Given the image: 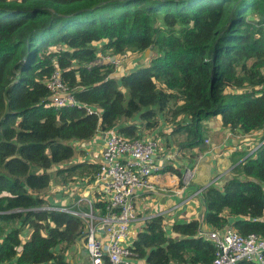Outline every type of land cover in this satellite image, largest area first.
Segmentation results:
<instances>
[{
  "label": "trees",
  "instance_id": "16d2710c",
  "mask_svg": "<svg viewBox=\"0 0 264 264\" xmlns=\"http://www.w3.org/2000/svg\"><path fill=\"white\" fill-rule=\"evenodd\" d=\"M99 41L100 49L90 46ZM52 46L59 49L45 52ZM152 46L156 56L120 77L95 64L98 53ZM55 67L100 115L49 104L45 81ZM170 103L189 120L177 128L182 146L201 144L213 116L242 134L263 125L264 0H0V263L74 264L65 254L84 239L85 218L47 209L45 197L54 181H91L98 172L96 162L74 161L73 142L115 127L138 138L139 126L126 121L137 117L150 129ZM236 151L231 177L202 191L203 223L264 236V144L248 156ZM104 205L93 203L101 214ZM203 223L146 219L130 264H209L215 246L199 233Z\"/></svg>",
  "mask_w": 264,
  "mask_h": 264
},
{
  "label": "built area",
  "instance_id": "2783aa9c",
  "mask_svg": "<svg viewBox=\"0 0 264 264\" xmlns=\"http://www.w3.org/2000/svg\"><path fill=\"white\" fill-rule=\"evenodd\" d=\"M131 55L125 51L117 54L98 53L96 65H107L112 71L130 62ZM111 72L109 77H111ZM45 85L49 91V104L54 107H84L88 114L100 115L98 107L79 102L62 76V70L55 67ZM254 135H261L253 145L252 154L264 144V123ZM128 138L116 130H108L101 152L99 169L93 182L97 193L103 198L104 213L88 202V211L80 207L49 206L85 218L87 228L83 247L86 264H130L132 242L129 241L130 226L137 218L135 198L140 191H155L151 180L153 175L161 174L163 166L155 163L158 143L154 137ZM206 143L208 140H204ZM166 175H174L166 171ZM191 169H185L181 178L183 185L192 179ZM215 246V253L209 264H238L241 260L264 264V236L257 233L239 234L230 224L221 229L199 231ZM134 240V239H133ZM18 264V263H0Z\"/></svg>",
  "mask_w": 264,
  "mask_h": 264
},
{
  "label": "crops",
  "instance_id": "0c3cea01",
  "mask_svg": "<svg viewBox=\"0 0 264 264\" xmlns=\"http://www.w3.org/2000/svg\"><path fill=\"white\" fill-rule=\"evenodd\" d=\"M132 64L123 65L120 69L131 68ZM218 117L220 118V116ZM204 123H206L205 127L209 128L213 134L207 135L203 142L197 146L178 145L184 138L182 136L184 134H179L178 132H172L175 135H179L175 139L165 140V136L170 134L173 129L168 130L167 128L161 129L162 127H157L156 132H160L161 135L156 133L152 135L158 143L155 163L163 166V170L161 174L151 177L155 185V191L138 192L135 198L137 218L131 223L129 234H132V231L137 233L144 226L146 219L156 216L163 217L167 223L166 227H169L174 220L189 221L197 219L200 223H203L205 215V206L202 200L203 189L208 185L222 187L231 177V168L234 160L240 157L236 150L248 149L250 152L256 142L254 133L252 135L240 133L241 139H238L240 135L230 137L232 132L221 125V119H218L215 124L211 120H206ZM112 130H117V127ZM107 134L108 131L99 130L91 138V142L84 140L81 143V146L85 147V149L88 148L89 154H81L80 150L83 148L74 145L78 151L74 161L88 160L99 163ZM215 134L217 135L216 137L214 136ZM204 140H208V142L206 143ZM204 146H207L206 149L203 148ZM169 167L173 170H169ZM187 168L191 169L193 176L188 184L183 185L181 178ZM166 171L174 175L173 182L172 177L166 175ZM45 197H47L50 204L55 206H78L81 208L84 204L88 206L90 201L94 203L97 199L103 198V195L97 193L93 180L87 181L85 178H78L66 185H61L54 181L47 189ZM178 209H180V212L176 215ZM154 211L159 212L156 213ZM164 216H167V218L165 219ZM202 228L203 230H210L204 223ZM25 231H23V235H25L23 242L29 233V231ZM129 241H133L130 236ZM77 245L76 243L70 249L77 247ZM83 250L84 247L77 253L73 261L78 264H82L84 261L87 263ZM139 262V264H144L142 261Z\"/></svg>",
  "mask_w": 264,
  "mask_h": 264
},
{
  "label": "rangeland",
  "instance_id": "374dc122",
  "mask_svg": "<svg viewBox=\"0 0 264 264\" xmlns=\"http://www.w3.org/2000/svg\"><path fill=\"white\" fill-rule=\"evenodd\" d=\"M252 15L253 14H250L251 17H252ZM103 42L104 41L94 42V43H91L90 46L91 47H94L96 49H100L102 47ZM57 48H58V46H52V47H49L48 50L45 51V52L55 51ZM122 51H125L126 53H128V54L131 55L130 57H132V58H131V61L129 62V64H132L133 63L132 64V67L131 68H128L127 67V68L118 69L117 71H112L111 70L110 72L112 74L111 75L112 77H120L122 74H126V73H128V72H130V71H132V70H134L136 68H138V66H140L141 64H145L144 61H146V63H148V61H149V59L151 57L157 55V51H156L155 48H153V46L152 47H149L148 48V51L147 50H145V51H136V49L134 47H126ZM108 53L114 54L113 52L112 53L111 52H108ZM53 61H55V60H53ZM135 65H138V66H135ZM124 70H125V73H124ZM107 72H109V71H107ZM121 90L125 93V99L127 100L128 99V91L125 90V89H121ZM177 105H179V102L177 103ZM173 107H174V104L173 103L172 104L170 103L169 104V107L165 111H163L161 113H158L156 115V117H155L156 125L154 127L150 128V129H146L144 127L145 126V122H142L137 117H134L132 119H129L126 122L134 123V124L138 125L139 128H140L141 134L143 135L142 137H153L152 135L154 133L161 135L160 132L157 133L156 131H157V127H159V128L162 127L161 129H163V128H165V129L167 128L168 130L169 129H171V130L173 129L170 134H168V135L165 136V140L175 139L179 135H175L172 132H174V133H177L178 132L179 134L182 133L179 130H177V128L181 125V123H185V122H187L189 120L183 114H180V115L175 116L174 113H173V109H172ZM218 119L220 120V118L218 116H213V117H211L208 120H211L213 122V124H215V122L218 121ZM123 122L124 121L122 120L120 123H123ZM205 125H206V123H203V126H204V128H203V139L205 137H207V135L213 134L209 128H206L205 127ZM231 132H232V134H231L230 137H233V136L235 137L236 135H240V133L237 132V131H231ZM252 134L253 133H251L249 135H252ZM182 136L185 137V135H182ZM214 136L216 137L217 135L215 134ZM183 137H181V138H183ZM254 137H255L256 140H259L260 137H261V135H255ZM91 138L87 139V141H90L91 142L92 141ZM238 139H241V135H240V137ZM183 140H184V138H183ZM183 140H181L179 143H182ZM81 143H83V141H81V142L76 141V142H74V145H76V147L83 148V149L80 150V152H82L81 154H84V153L89 154L90 152H88V148L85 149V147L81 146ZM178 145H180V144H178ZM206 147L207 146H204L203 148L206 149ZM50 173L52 175L54 173V169H50ZM51 206H55V205H52L51 204ZM57 206H61V205H57ZM83 206L86 207L85 204ZM154 212L157 213L159 211H154ZM179 212H180V209H178L176 211V213H177L176 215H178ZM162 214H163V212H162ZM164 217H165V219L167 218V216H164ZM18 225H19V222L18 221H15V222H6L4 224V227L7 228V229H9V228L17 227ZM25 230L26 231H29V229H27V228ZM135 235H136L135 231H132V234L131 233L129 234V236H130L131 239H134L135 238ZM23 237H25V235H23V233H22V239H23ZM77 244H78L77 247H74L72 249L69 248L68 251H66L67 254H65V255H66L67 259L70 260V261H73V259L77 255V253H79L80 250L83 248V241H80L79 240L77 242ZM74 264H78V263L76 261H74ZM82 264H86V262L84 261Z\"/></svg>",
  "mask_w": 264,
  "mask_h": 264
},
{
  "label": "water",
  "instance_id": "95a60500",
  "mask_svg": "<svg viewBox=\"0 0 264 264\" xmlns=\"http://www.w3.org/2000/svg\"><path fill=\"white\" fill-rule=\"evenodd\" d=\"M83 253L85 254V250H83Z\"/></svg>",
  "mask_w": 264,
  "mask_h": 264
}]
</instances>
